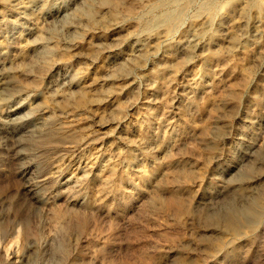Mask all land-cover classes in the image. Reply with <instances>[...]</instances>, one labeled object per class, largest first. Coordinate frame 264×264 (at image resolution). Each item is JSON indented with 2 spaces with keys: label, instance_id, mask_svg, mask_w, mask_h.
<instances>
[{
  "label": "rangeland",
  "instance_id": "rangeland-1",
  "mask_svg": "<svg viewBox=\"0 0 264 264\" xmlns=\"http://www.w3.org/2000/svg\"><path fill=\"white\" fill-rule=\"evenodd\" d=\"M80 1L0 0V264H264V0Z\"/></svg>",
  "mask_w": 264,
  "mask_h": 264
},
{
  "label": "bare ground",
  "instance_id": "bare-ground-1",
  "mask_svg": "<svg viewBox=\"0 0 264 264\" xmlns=\"http://www.w3.org/2000/svg\"><path fill=\"white\" fill-rule=\"evenodd\" d=\"M92 2V1H91ZM73 3V2H72ZM94 3V2H93ZM56 4V3H55ZM54 4V5H55ZM63 4V3H62ZM75 4V3H74ZM96 4H97V2H95V6H96ZM76 6H73L74 7V9L73 10H71V11H67V12H65V13H63L62 14V16H61V18H60V21L62 22V23H64V24H68L69 26H70V28H71V32L73 33V34H75V33H77L79 30L78 29H80V25H78V24H76V23H74L73 22V19H76L77 18V13L80 11V13L82 12V11H84V9L87 7V6H90L91 4L88 2V0H81L80 1V3H78V4H75ZM92 5H94V4H92ZM91 5V6H92ZM97 5H99V4H97ZM105 5V4H104ZM70 7V6H69ZM100 8H101V5L99 6ZM93 8V7H92ZM62 9V8H61ZM67 9V8H66ZM71 8H69V10H70ZM77 12V13H76ZM90 12V11H89ZM118 13H119V11H118ZM79 14V13H78ZM55 15V14H54ZM60 15V14H59ZM119 15V14H118ZM79 16H80V14H79ZM84 16H86V15H84ZM109 16V15H108ZM79 19V18H78ZM77 21V20H76ZM83 21V24H84V19L82 20ZM116 21V20H115ZM170 21V20H169ZM168 21V23L170 24V22ZM90 22V21H89ZM109 24V23H108ZM68 26V27H69ZM112 26V25H111ZM110 26V27H111ZM168 26V25H167ZM53 28V27H52ZM67 28V27H66ZM87 29V28H86ZM52 30V29H51ZM53 31V30H52ZM68 32H69V30H68ZM71 34V33H70ZM74 36V35H73ZM77 36V35H76ZM192 42V41H191ZM194 42V41H193ZM230 43H231V41H230ZM192 47V46H191ZM199 47V46H198ZM188 48H189V46H188ZM193 48V47H192ZM146 50V49H145ZM148 50V49H147ZM187 52V51H186ZM145 55V54H144ZM3 68H4V66H3ZM5 70H6V67H5ZM4 70V71H5ZM7 72V71H6ZM7 74V73H6ZM3 75V74H2ZM2 75L0 74V80H1V78H2ZM8 76H9V74H7ZM12 75V74H11ZM10 75V76H11ZM7 78V77H6ZM8 79H9V77H8ZM2 82V81H1ZM4 83V82H3ZM6 83H7V81H6ZM9 84V83H8ZM10 87V86H9ZM15 88V87H14ZM10 91H11V89H10ZM220 119V118H219ZM218 119V120H219ZM221 120V119H220ZM215 122V121H214ZM215 126H217V125H215ZM227 127V126H226ZM215 130V129H214ZM57 131V130H56ZM9 132V131H8ZM10 135V134H9ZM15 135V134H14ZM8 137V136H7ZM12 139H13V137H12ZM251 145V144H250ZM16 149H18V147L16 148ZM15 149V150H16ZM251 149V148H250ZM247 150V149H246ZM249 150V149H248ZM251 152V151H250ZM254 152V151H253ZM245 153V152H244ZM247 155V154H246ZM247 160V159H246ZM248 161V160H247ZM240 172V171H239ZM239 172H237V174L239 173ZM241 175V174H240ZM240 175H238V176H240ZM234 176V175H233ZM235 177V176H234ZM237 177V176H236ZM232 179V178H231ZM230 179V180H231ZM241 179V178H240ZM234 181H236V180H234ZM261 182V181H260ZM237 183V182H236ZM249 183V182H248ZM251 183V182H250ZM233 184V183H232ZM238 184V183H237ZM240 184V183H239ZM257 184H258V182H257ZM260 184V183H259ZM254 186L255 184H254V182H253V184H251V186ZM230 186V185H229ZM232 188V187H231ZM227 189V188H226ZM235 189H237V188H235ZM240 189V188H239ZM223 190V189H222ZM225 190V189H224ZM242 190V189H241ZM253 191V190H252ZM251 191V192H252ZM230 192V191H229ZM232 192V191H231ZM237 192L238 191H236V196L238 195L237 194ZM242 192V191H241ZM225 193V192H224ZM228 193V192H227ZM246 193H247V191H246ZM245 193V194H246ZM250 193V192H249ZM255 193V192H254ZM230 194V193H229ZM240 194V193H239ZM256 194V193H255ZM234 195V194H233ZM217 196V195H216ZM215 196V197H216ZM222 196V195H221ZM226 196V195H225ZM224 196V197H225ZM235 196V195H234ZM249 196V195H248ZM251 196V195H250ZM223 197V196H222ZM221 197V198H222ZM227 197V196H226ZM225 197V198H226ZM238 197V196H237ZM236 197V198H237ZM242 197V196H241ZM218 198V197H217ZM255 198H259V197H255ZM212 199V198H211ZM227 199V198H226ZM239 199H241V198H239ZM210 202V201H209ZM231 202V201H230ZM242 202V201H241ZM259 202V201H258ZM229 203V202H228ZM250 203V202H249ZM212 204V203H211ZM210 203H209V205H211ZM227 204V203H226ZM230 204V203H229ZM232 204V203H231ZM241 204V203H240ZM252 204V203H251ZM225 206V205H224ZM233 206V205H232ZM235 206V205H234ZM222 208H223V205H222ZM225 208V207H224ZM231 208V207H230ZM234 208V207H233ZM245 209V208H244ZM225 210V209H224ZM242 210V209H241ZM216 211V210H215ZM223 212H225V211H223ZM250 212V211H249ZM259 212V211H258ZM229 214V213H228ZM233 214V213H232ZM241 214V213H240ZM248 214V213H247ZM251 214H253V213H251ZM260 214V213H259ZM246 215V214H245ZM252 216V215H251ZM254 216V215H253ZM259 216V215H258ZM246 217H247V215H246ZM242 218V217H241ZM252 218V217H251ZM243 219V218H242ZM245 220H247V218H244ZM249 219H250V217H249ZM248 219V220H249ZM253 219V218H252ZM251 219V220H252ZM255 219V218H254ZM253 219V220H254ZM228 221V220H227ZM236 221V220H235ZM244 221V220H243ZM257 221V220H256ZM259 221V220H258ZM228 222H230V221H228ZM228 222H227V225H229L228 224ZM233 222V221H232ZM245 222V221H244ZM252 224H253V222H251ZM250 223V221H249V223L248 224H251ZM226 225V226H227ZM238 225V224H237ZM245 225V224H244ZM230 226V225H229ZM233 226V225H232ZM255 226V225H254ZM246 227V226H245ZM244 227V228H245ZM255 227H257V226H255ZM248 229V228H247ZM249 229H250V227H249ZM245 230H246V228H245ZM236 233H237V231H235ZM241 233V232H240Z\"/></svg>",
  "mask_w": 264,
  "mask_h": 264
}]
</instances>
